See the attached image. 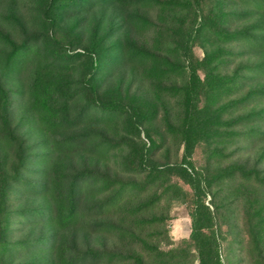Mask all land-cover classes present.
Returning a JSON list of instances; mask_svg holds the SVG:
<instances>
[{
    "label": "trees",
    "instance_id": "16d2710c",
    "mask_svg": "<svg viewBox=\"0 0 264 264\" xmlns=\"http://www.w3.org/2000/svg\"><path fill=\"white\" fill-rule=\"evenodd\" d=\"M18 1L21 38L0 28V264H225L219 214L240 200L264 264V0H33L29 19ZM201 143L217 161L262 147L203 167ZM175 200L191 232L164 247Z\"/></svg>",
    "mask_w": 264,
    "mask_h": 264
},
{
    "label": "rangeland",
    "instance_id": "374dc122",
    "mask_svg": "<svg viewBox=\"0 0 264 264\" xmlns=\"http://www.w3.org/2000/svg\"><path fill=\"white\" fill-rule=\"evenodd\" d=\"M20 9L27 17L30 18V8L33 5V0H19L17 2ZM12 5L10 0H0V28H4L5 30H10L16 39H20V28L16 26H12L8 24L5 20V15L8 12L9 7ZM151 15L154 16L155 13L151 12ZM147 39H150L151 34L145 35ZM234 48L238 49V46H233ZM194 51L197 52L198 55L203 56L204 48L197 44L194 47ZM243 61V60H240ZM135 87V85H134ZM17 106V101L15 100V105L13 107L15 113V120L18 119L20 114V110L15 109ZM165 146H169L170 148L167 149L165 147L160 148L158 150V158L166 159L169 158L170 160L174 161L181 157V153L183 151V146L178 143L176 139H173L170 136H167ZM260 143L255 145H248L242 146L236 153L230 156L225 161H217L215 159H210L208 157V150L205 143H201L197 146L194 159H196L197 164L199 166H203L204 164L210 162L211 166L214 167L218 164H226L229 161L233 160H241L246 161L249 166H254L256 164L258 154L261 149ZM180 182L188 189L189 185L185 183L183 180L180 179ZM230 186V185H229ZM227 186V187H229ZM215 186L214 188H216ZM213 194H209L207 196V201L211 202V198ZM221 196H217V201H220ZM164 201L162 202L163 205ZM164 207H172L171 213L172 218L169 220L167 227L170 229V237L172 239L171 244H166L165 239L163 242L164 247H169L171 245L176 244L180 239L183 237L189 236L191 232V217L189 214V205L187 202L182 200H175L171 203L164 204ZM224 207H232L224 210L221 214H219V221L222 223L223 229V236H222V253L224 258L225 264H256L252 262V258L250 257V253L248 251V230H247V222H246V214L244 210V206L240 201L233 203L231 206H224ZM15 230L11 234V239L14 240L17 237L22 236L23 234L27 233L28 228L25 226L19 227V224H14ZM114 238H111L110 244H114ZM167 241V240H166ZM117 245L114 247L120 246L122 249H126L127 245L122 244L118 241ZM17 253L13 258L14 261H20L25 259L23 255H19ZM198 258H195L194 263L198 264Z\"/></svg>",
    "mask_w": 264,
    "mask_h": 264
}]
</instances>
